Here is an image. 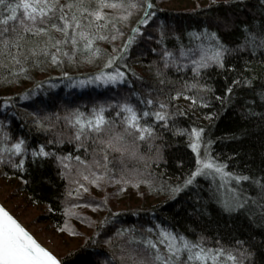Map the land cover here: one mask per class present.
<instances>
[{
	"label": "snow or ice",
	"instance_id": "1",
	"mask_svg": "<svg viewBox=\"0 0 264 264\" xmlns=\"http://www.w3.org/2000/svg\"><path fill=\"white\" fill-rule=\"evenodd\" d=\"M212 4L218 5V0H212ZM223 4L232 10L233 15L225 14L214 18L211 24L215 30L210 31L205 26L200 32L189 33L190 42L198 41L194 47L184 45L180 37L175 36L178 42L177 57L166 46L168 32L163 23L156 26L158 37H154L148 30L155 23L154 0H0V67L21 66L19 72H12L14 76L27 71L23 64L29 60H33L37 66L44 62L60 66L65 63V58L69 63H76L77 55L87 52V62L92 63L101 53V49L94 46L96 42L115 44L117 39L125 37V32L118 24L127 27L137 11L142 12L136 21L137 26L130 29L120 47H114L116 54L109 55L104 64L105 69L112 71L101 69L97 74L76 82L65 72L64 79L71 82V87H84L94 83L105 86L126 84L127 73L121 69L130 71L126 62L128 57L133 53L134 46L145 42H154L160 46L159 56L162 62L155 66L157 85L150 87L145 98H141L135 90L132 91V95L144 105L143 109H138L127 101L110 106L118 109L115 117L119 119V125L116 119L110 121L106 118L105 112L108 109L103 105L93 107L91 115L75 109L63 117L66 125L73 130L71 135L66 139L57 136L29 149L22 137L9 143L12 137L3 131V125L0 124V166L25 173L31 164L42 167L45 162L54 161L58 168L57 175L66 181L63 193L65 202L69 199L77 201L64 210L65 216L72 217L77 215L73 209L92 207L96 211L101 204L107 205V196L103 201L96 202L95 206L91 201L79 202L83 200L84 193H89V186L100 189L114 184L120 185L119 190L124 191L125 186L139 188L141 184L147 183L141 179L144 174L139 169L129 167V161H139L147 167L148 160L151 159L159 167L168 146L165 134L186 136L188 146L196 153L197 166L181 184L170 187L172 198L194 186L198 177L210 176L215 187L208 194V204L214 205L217 214L225 218V226H230V221L242 219L249 227L264 233V175L253 177L227 171V164L218 163L210 155L209 149L213 141L204 140L205 128L178 127L179 117H186L196 109L212 107L211 99L218 101L221 106L231 104L238 87L250 90L254 98L258 97L260 106L264 107V70L257 71L252 65V59L258 58L259 64L264 68V0H223ZM237 32L239 35H236ZM225 36L230 39L226 41ZM39 38H46L43 46L36 43L34 47L24 51L29 41H38ZM148 50L157 52L154 47ZM245 54L248 60L243 69L229 82L224 95H216L215 89L203 81V75L209 70L217 69L237 72L235 67L229 68L228 57L243 59ZM170 69H175L177 73L190 71L194 82L189 84L185 80L176 87L167 77ZM132 75L135 76V73ZM136 79L141 78L137 76ZM193 91L194 94H188ZM181 98L189 102L187 109L180 108L176 103ZM12 99L6 98L3 106L12 107ZM256 115L249 108L243 118ZM259 115L264 119V113ZM204 118L213 120L217 116L205 114ZM60 119L58 116L57 120ZM34 124L38 131L44 132H51L54 127L50 125L45 128L39 118L34 120ZM64 143L74 144L75 151L59 155L56 151L48 150L50 145L59 149ZM205 144L207 147H204ZM142 145H146L148 152H154L155 156L145 157L141 152ZM88 155H91V160L87 159ZM261 172L264 173V169ZM23 182L27 184L28 180ZM47 211L52 212L53 208L49 205ZM108 223L107 217L100 222L95 233L97 237ZM94 224L95 222L90 221L89 227ZM156 227L159 229L156 239L145 237L137 240L132 237L128 243L135 244L136 247H121L118 257L121 264H256L255 252L244 247L246 241L236 240L235 243L240 247L235 250L225 248L219 239L215 241V247H209L206 246L204 236L193 240L184 234L160 228L159 225ZM66 230L70 235H79L68 227L67 221L58 228L62 233ZM146 231L153 233L154 229L148 228ZM133 232V229H117L116 235L124 237ZM89 239L92 240L91 237ZM92 242L96 243L95 240ZM105 243L111 247V238ZM113 258H116L115 255ZM0 264L65 262L42 246L0 205ZM103 264H112V261L105 258Z\"/></svg>",
	"mask_w": 264,
	"mask_h": 264
},
{
	"label": "trees",
	"instance_id": "2",
	"mask_svg": "<svg viewBox=\"0 0 264 264\" xmlns=\"http://www.w3.org/2000/svg\"><path fill=\"white\" fill-rule=\"evenodd\" d=\"M166 1L168 0H154L155 23L148 30L154 37H158L156 26L163 23L168 32L166 46L177 57L178 42L175 36H179L184 45L194 47L198 41L190 42L189 33L200 32L205 26H208L210 31L215 30L211 24L214 18L223 17L225 14L233 15L232 10L224 6L223 0H218V5L212 4V0H209L205 5L198 4L193 8L177 11L163 9L161 4ZM141 15L142 12L137 11L127 27L118 24L126 35L117 39L115 44L97 41L94 46L99 47L101 53L93 59L92 63L87 62L89 53L82 52L77 55L76 63H69L65 58V63L60 66L51 65L50 62L37 66L33 60H29L23 64L27 71L19 76L12 75V72L20 71L19 65L15 67L9 65L11 70L0 67V124L3 125V131L8 132L12 137L9 143L22 137L31 149L57 136L66 139L73 130L66 125L63 117L75 109L91 115L93 107L103 105L108 109L105 112L106 118L110 121L116 119L117 125H119V119L115 117V111L118 109L111 108V105L127 101L138 109H143L144 105L139 103L135 95H132V91L135 90L141 98H145L150 87L157 85L155 66L162 62L159 56L160 46L154 42L134 46L133 53L126 61L130 71L121 69L127 73L128 83L126 84L105 86L94 83L84 87H71V82L64 79L65 72L73 78V82H76L97 74L101 69L112 71V69L104 68L108 56L116 54L114 47L122 45L130 29L137 26L136 21ZM236 35L239 33L237 32ZM45 39L29 41L24 51L34 47L36 43L43 46ZM224 39L227 41L230 37L225 36ZM152 47L157 49L156 53L148 50ZM246 60H248L246 54L243 59L228 57L229 68L235 67L237 72L209 70L203 75V81L215 89L216 95H224L229 82L237 77ZM4 63L8 62L4 61ZM252 65L257 71L264 70L258 58L252 59ZM132 73H135V76ZM137 76L141 79H136ZM167 77L176 87L185 80L189 84L194 82L193 74L187 70L177 73L175 69H170ZM188 94H194V91ZM25 96L28 98L24 99ZM8 97L13 98L12 107L5 108L3 102ZM176 103L182 109L189 107V102L182 98ZM211 103L210 108L196 109L186 117H179L178 127L205 128L204 140L213 141L209 149L210 155L218 163L227 164V171L253 177L264 175L261 172V169H264V119L259 115L264 113V107L260 106L258 97L254 98L250 90L238 87L231 104L226 103L221 106L214 99H211ZM249 108L257 115L245 119L243 114L247 113ZM205 114H216L217 118L207 120L204 118ZM58 116L60 120H57ZM36 118L43 121L45 128L54 125L52 131H38L34 124ZM165 136L168 146L164 150L163 161L159 163V167L152 163L151 159L148 160L147 167L142 162L129 161V167L139 169L144 174L141 179L146 180L147 183L141 184L139 188L125 186L124 191L119 190L120 185L114 184L102 186L100 189L89 186V193H84L80 203L91 201L95 206L96 202L103 201L105 196L108 197L107 205L101 204L96 211H93L92 207L76 208L73 209L77 213L76 216L64 215L65 208L71 207V204L77 201L69 199L65 202L63 193L66 190V181L61 180L57 175L58 168L54 161L45 162L42 167L31 164L28 166V172L25 173H18L10 167L0 166V178L16 183L14 192L23 194L28 204L41 209L36 218L37 222L43 223L47 229L56 234L81 240L77 248L59 257L65 264H90V262L103 264L105 258L111 260L112 264H121L118 259L121 247L129 249L136 247L135 244L128 243L129 239L149 238L152 233L146 230L153 228L157 231V225L168 231L184 234L193 240L204 236L206 246L209 247H215V241L219 239L225 248L235 250L240 247L235 243L236 240L246 241L244 247L255 252L256 264H264V233L249 227L242 219L230 221V226L226 227L225 218L217 214L214 205L208 204V194L215 187L210 176L198 177L194 186L172 198L170 187L181 184L188 174L195 170L196 153L192 152L188 146V137L173 136L171 133H166ZM156 143L159 144V141ZM204 147L207 145L205 144ZM204 147L201 148V155H203ZM48 150L65 155L74 152L75 147L74 144L64 143L59 149L50 145ZM141 152L145 157L155 156L154 152H148L146 145H142ZM91 158V155L87 156V159L91 160ZM25 179L28 180L27 184L23 182ZM131 201L136 203L130 204ZM121 203L126 207L116 210ZM49 205L53 208L52 212L47 211ZM113 213H119V215L113 216ZM105 217L108 218L109 223L97 237L95 235L97 226ZM66 221L68 227L79 235H70L67 230L63 233L58 231V228L64 226ZM90 221L95 222L93 227H89ZM117 229H133L134 232L119 237L116 235ZM89 237L96 243H93ZM109 238L112 240L111 247L105 243ZM97 253L104 255H97Z\"/></svg>",
	"mask_w": 264,
	"mask_h": 264
},
{
	"label": "rangeland",
	"instance_id": "3",
	"mask_svg": "<svg viewBox=\"0 0 264 264\" xmlns=\"http://www.w3.org/2000/svg\"><path fill=\"white\" fill-rule=\"evenodd\" d=\"M208 1L209 0H168L162 3L161 7L163 9L177 11L193 8L198 4L205 5ZM15 186L16 183L0 178V203L35 236L39 243L52 251L58 258L81 244L80 239L56 234L52 230L47 229L43 223L37 222L36 218L40 214L41 209L28 204L23 194L14 192L13 189ZM133 203L135 204L136 201H131L130 204ZM125 207L126 205L121 203L116 210ZM158 231L159 229H157V231L155 230L149 238L156 239V233ZM85 232L87 233V231Z\"/></svg>",
	"mask_w": 264,
	"mask_h": 264
},
{
	"label": "water",
	"instance_id": "4",
	"mask_svg": "<svg viewBox=\"0 0 264 264\" xmlns=\"http://www.w3.org/2000/svg\"><path fill=\"white\" fill-rule=\"evenodd\" d=\"M0 205H2L1 203H0ZM14 218H16L15 216H14ZM17 219V218H16ZM18 220V219H17ZM19 221V220H18ZM22 226H24L23 224H22ZM25 227V226H24ZM26 228V227H25ZM27 229V228H26ZM28 230V229H27ZM29 231V230H28ZM30 232V231H29ZM31 233V232H30ZM32 234V233H31ZM33 235V234H32ZM34 236V235H33ZM35 237V236H34ZM38 241V240H37ZM39 242V241H38ZM42 245V244H41ZM43 246V245H42Z\"/></svg>",
	"mask_w": 264,
	"mask_h": 264
}]
</instances>
